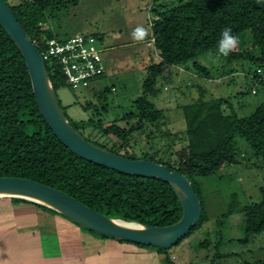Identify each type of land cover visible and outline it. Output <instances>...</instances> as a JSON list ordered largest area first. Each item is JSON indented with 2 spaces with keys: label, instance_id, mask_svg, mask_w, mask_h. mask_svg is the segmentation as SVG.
Segmentation results:
<instances>
[{
  "label": "trees",
  "instance_id": "trees-1",
  "mask_svg": "<svg viewBox=\"0 0 264 264\" xmlns=\"http://www.w3.org/2000/svg\"><path fill=\"white\" fill-rule=\"evenodd\" d=\"M77 1L21 0L8 5L37 49L44 54L47 41L56 38L51 29L44 27L47 11L67 3L77 4ZM153 6L151 10L155 12L156 19L147 37L154 40L152 45L159 60L148 67L143 94L135 101L136 111L128 113L127 119L136 120V124L130 128L118 123L110 126L104 124L109 104L102 90L96 92L95 85L105 78L106 73L91 88L96 93L95 97L103 96L102 100L97 104L89 100L82 105L83 109L93 112L92 116L74 122L66 115L73 128L89 142L130 159H140L134 153L121 151L129 144L131 136L142 131L147 123L157 129L161 127L164 111L158 109L150 98L160 93L158 82L165 68L169 69L171 77L176 74V68L184 67L197 76L210 78L215 75V70L221 76L232 75L243 70L247 63L257 69L251 68V75L246 79L257 83V91L264 94V78L258 72L264 70V5L258 4L257 0H187L180 1L172 8L162 2L156 8ZM225 26H230L237 36L250 32L251 44L259 50L258 53L237 48L228 56L217 55V41ZM90 36L99 41V35ZM207 53L216 54L222 63L220 68L213 65L212 68L207 67L199 62ZM45 63L55 93L61 88L75 91L66 83L55 60L46 59ZM245 95V92L241 93V97ZM225 106L231 110L227 111ZM181 108L186 125V147L181 155L173 164L160 162L153 157L143 159L165 164L189 178L200 197L202 216L186 237L193 231L205 230L206 240L201 247L208 249L211 232L203 227L207 212L203 208L200 181L215 176L225 166L235 163L236 136L242 137L253 150L254 157L264 164V102L248 116H241L224 97L206 99L201 95L197 101ZM109 135L120 139L122 144L102 140ZM0 177L27 178L59 189L112 219L147 226H168L178 222L183 215L181 202L168 182L153 177L129 176L85 160L54 135L37 106L25 60L1 23ZM0 199H8L15 205L30 204L47 214L72 222L55 210L26 199ZM235 206L233 203L229 205L225 213L227 217L235 212ZM240 211L245 218V233L239 242L248 244L264 233V188L260 202L245 206ZM157 249L167 256L168 249ZM165 261L169 263V257H165Z\"/></svg>",
  "mask_w": 264,
  "mask_h": 264
},
{
  "label": "rangeland",
  "instance_id": "rangeland-1",
  "mask_svg": "<svg viewBox=\"0 0 264 264\" xmlns=\"http://www.w3.org/2000/svg\"><path fill=\"white\" fill-rule=\"evenodd\" d=\"M6 1L12 6L21 0ZM180 1L187 0H78L77 4L67 3L58 9L47 11L44 27L51 29L57 39L64 40L79 34L99 35V45L106 49L103 53L106 75L95 85V90H102L108 100L109 111L104 116L106 126L118 123L130 128L136 122L127 119L128 113L136 111L135 101L143 94L148 67L159 60L152 45L153 39L147 37L156 19L151 8L153 4L157 6L161 2L172 8ZM138 25L143 26L145 32L142 38L135 39L132 32ZM251 39L250 32L239 35V42L234 50H252L257 54L259 50L252 46ZM199 62L211 68L212 65L220 68L222 64L216 54L212 53L203 55ZM251 68L257 69L245 63L243 70L225 76L218 75L214 69L215 75L210 78L197 76L184 67L176 68V74L171 77L169 69L165 68L164 75L158 82L160 93L150 98L158 109L164 111L160 129L147 123L142 131L131 136L129 144L121 149L122 153H134L140 159L153 157L160 162L173 164L186 147V125L181 106L197 101L201 95L206 99L227 98L241 116L250 115L257 105L264 102V94L257 91L258 84L246 79ZM258 72L264 78V70ZM91 88L78 91L68 88L57 90L56 95L69 120L76 122L92 116L93 112L83 109L82 105L89 100L97 104L103 96L95 97L96 93ZM255 90L257 94H254ZM243 92L246 95L241 97ZM225 108L227 111L231 110L229 106ZM104 139L112 144H122L113 135L102 138ZM235 139V163L225 166L215 176L200 181L203 208L207 212L203 227L211 232L209 248L201 247L206 240L203 229L193 231L178 245L169 248L167 256L155 247L140 246L155 256L150 257L151 264H166L165 257H169L167 264H264V233L248 244L239 242L245 233V218L240 210L260 202L261 190L264 188V164L254 157L253 150L242 137L236 136ZM2 200L4 201H0V205L7 204V199ZM231 203L236 205L235 212L227 217L225 213ZM72 226L83 233V239H76L80 241L82 256L86 258L85 264H109L111 255L114 256L115 253L109 254L107 246L109 240L115 239L97 235L77 224ZM15 240L20 238L16 236ZM7 243L0 236V264H12L8 262ZM20 245L22 247L21 243ZM97 252L101 258L97 257ZM62 254L65 257L64 251ZM66 260L64 259L65 264ZM23 264H63V259L57 258L55 262V259L46 257L42 261Z\"/></svg>",
  "mask_w": 264,
  "mask_h": 264
},
{
  "label": "water",
  "instance_id": "water-1",
  "mask_svg": "<svg viewBox=\"0 0 264 264\" xmlns=\"http://www.w3.org/2000/svg\"><path fill=\"white\" fill-rule=\"evenodd\" d=\"M0 23L23 56L39 111L54 135L81 158L129 176L153 177L168 182L182 208L181 219L168 226H147L112 219L96 212L67 193L19 177H0V198H22L44 205L96 234L143 246L169 249L184 239L202 216V204L189 178L167 165L146 159H130L100 148L80 135L68 121L51 83L45 60L10 6L0 0ZM131 224L121 225L118 222Z\"/></svg>",
  "mask_w": 264,
  "mask_h": 264
},
{
  "label": "crops",
  "instance_id": "crops-1",
  "mask_svg": "<svg viewBox=\"0 0 264 264\" xmlns=\"http://www.w3.org/2000/svg\"><path fill=\"white\" fill-rule=\"evenodd\" d=\"M7 201V204L0 205V236L8 242V262L33 263L48 257L50 260L55 259V262L57 258L63 259V264L64 259H67L66 264H85L86 258L82 256L79 241L83 239V233L72 226L73 222L47 214L30 204L15 205L10 200ZM16 236L20 240H15ZM107 251L109 254L115 253L114 256L111 255L109 264H151L150 257L154 256L151 251L134 243L119 240H109ZM57 254L59 255L56 256ZM99 255L97 252V257L101 258Z\"/></svg>",
  "mask_w": 264,
  "mask_h": 264
},
{
  "label": "built area",
  "instance_id": "built-area-1",
  "mask_svg": "<svg viewBox=\"0 0 264 264\" xmlns=\"http://www.w3.org/2000/svg\"><path fill=\"white\" fill-rule=\"evenodd\" d=\"M104 51L95 37L79 34L64 40L53 38L47 41L42 56L44 60H55L68 86L78 91L89 89L106 73Z\"/></svg>",
  "mask_w": 264,
  "mask_h": 264
},
{
  "label": "clouds",
  "instance_id": "clouds-1",
  "mask_svg": "<svg viewBox=\"0 0 264 264\" xmlns=\"http://www.w3.org/2000/svg\"><path fill=\"white\" fill-rule=\"evenodd\" d=\"M258 4L264 5V0H257ZM145 29L143 26H137L133 29L132 35L133 38L139 39L142 38ZM238 36L233 33V30L230 26H225L219 35V39L216 45L217 55L228 56L238 45Z\"/></svg>",
  "mask_w": 264,
  "mask_h": 264
},
{
  "label": "bare ground",
  "instance_id": "bare-ground-1",
  "mask_svg": "<svg viewBox=\"0 0 264 264\" xmlns=\"http://www.w3.org/2000/svg\"><path fill=\"white\" fill-rule=\"evenodd\" d=\"M119 224H121V225H125V226H132L131 224H127V223H124V222H118Z\"/></svg>",
  "mask_w": 264,
  "mask_h": 264
}]
</instances>
